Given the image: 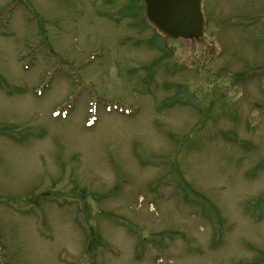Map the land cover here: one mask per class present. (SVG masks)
Instances as JSON below:
<instances>
[{"label":"rangeland","instance_id":"1","mask_svg":"<svg viewBox=\"0 0 264 264\" xmlns=\"http://www.w3.org/2000/svg\"><path fill=\"white\" fill-rule=\"evenodd\" d=\"M136 1L0 0V264H264V113L220 0L191 40Z\"/></svg>","mask_w":264,"mask_h":264},{"label":"flooded vegetation","instance_id":"2","mask_svg":"<svg viewBox=\"0 0 264 264\" xmlns=\"http://www.w3.org/2000/svg\"><path fill=\"white\" fill-rule=\"evenodd\" d=\"M206 1L203 0V4ZM220 4L222 14L218 22L220 35L218 41L222 52L225 42L231 35L234 36L235 70L233 69L232 75H234L236 95L250 108H259L262 114L264 113V0H220ZM205 29L208 32L207 19ZM208 34L210 37L213 36L208 44L210 46L214 43L215 35ZM245 109L244 104L239 110L244 111V118H248L249 114L245 113Z\"/></svg>","mask_w":264,"mask_h":264},{"label":"water","instance_id":"3","mask_svg":"<svg viewBox=\"0 0 264 264\" xmlns=\"http://www.w3.org/2000/svg\"><path fill=\"white\" fill-rule=\"evenodd\" d=\"M146 21L165 38H198L204 30L201 0H143Z\"/></svg>","mask_w":264,"mask_h":264}]
</instances>
